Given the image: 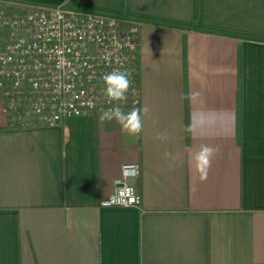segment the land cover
Segmentation results:
<instances>
[{"label": "crops", "instance_id": "crops-1", "mask_svg": "<svg viewBox=\"0 0 264 264\" xmlns=\"http://www.w3.org/2000/svg\"><path fill=\"white\" fill-rule=\"evenodd\" d=\"M2 1L138 16L149 112L139 138L95 112L15 126L0 92V264H264V0ZM118 181L140 205L101 204Z\"/></svg>", "mask_w": 264, "mask_h": 264}, {"label": "built area", "instance_id": "built-area-1", "mask_svg": "<svg viewBox=\"0 0 264 264\" xmlns=\"http://www.w3.org/2000/svg\"><path fill=\"white\" fill-rule=\"evenodd\" d=\"M8 3L0 0V3ZM0 7V92L7 111L23 124H55L68 115L102 113L109 103L100 90L103 76L130 71L137 55L140 21L118 12L91 11L68 3H16ZM130 92L139 99L133 75ZM135 165L138 162L125 163ZM101 200L103 206H138L141 193L122 181Z\"/></svg>", "mask_w": 264, "mask_h": 264}, {"label": "clouds", "instance_id": "clouds-1", "mask_svg": "<svg viewBox=\"0 0 264 264\" xmlns=\"http://www.w3.org/2000/svg\"><path fill=\"white\" fill-rule=\"evenodd\" d=\"M131 73L124 70L115 69L103 76L104 95L109 103L117 102V106L110 107L100 117L101 122L115 120L122 130L129 135L140 137L143 131L144 115L149 112L147 107H133L129 111H124L121 103L126 102L128 93L132 85ZM157 139L167 140V134H160ZM218 149L209 145H201L198 151L189 156L190 163L194 166V171L201 181L207 178L212 160ZM171 156V153H165V157ZM137 167L135 165H125L124 168Z\"/></svg>", "mask_w": 264, "mask_h": 264}, {"label": "trees", "instance_id": "trees-1", "mask_svg": "<svg viewBox=\"0 0 264 264\" xmlns=\"http://www.w3.org/2000/svg\"><path fill=\"white\" fill-rule=\"evenodd\" d=\"M4 2H1L0 7L5 6L7 10L11 11L14 10L17 5L16 3L13 4H3ZM70 5V4H69ZM72 7L75 8H83L86 10H91V11H107V10H101V9H93V8H86V7H80V6H74V5H70ZM111 12H115V11H111ZM119 15H123L125 17H129L135 20H138V16L135 15H130V14H126V13H118ZM147 20H150L152 22H157V23H162V24H166V25H171V26H178V27H182V28H192V29H197V30H206V31H216V32H224V33H231V34H238V35H242L239 34L237 32H232V31H226V30H221V29H217V28H213V27H208V26H202L199 25L197 23H182V22H176V21H172V20H165V19H159V18H151V17H146ZM1 31V28H0ZM246 37H251L249 35H245ZM253 37V36H252ZM137 55L135 57V60L133 61V63L130 64V73L131 75L134 76L136 82H137V86L139 87V71H138V59H137ZM100 90L104 93V83L99 86ZM239 98H240V92H239ZM134 100V96L133 94L130 92L128 93V99L126 102L121 103L119 106L122 107V109L124 111H129L131 110L133 107H138L139 108V99L136 103L133 102ZM9 117L12 120V125H22L23 121L18 119L17 115H15V113H13L12 111H10L9 113ZM27 120H31L32 123H39L38 120L34 119V117H31ZM26 124V123H25Z\"/></svg>", "mask_w": 264, "mask_h": 264}, {"label": "water", "instance_id": "water-1", "mask_svg": "<svg viewBox=\"0 0 264 264\" xmlns=\"http://www.w3.org/2000/svg\"><path fill=\"white\" fill-rule=\"evenodd\" d=\"M120 184L123 183L122 181L119 182Z\"/></svg>", "mask_w": 264, "mask_h": 264}]
</instances>
